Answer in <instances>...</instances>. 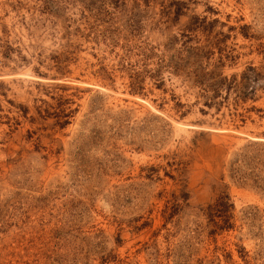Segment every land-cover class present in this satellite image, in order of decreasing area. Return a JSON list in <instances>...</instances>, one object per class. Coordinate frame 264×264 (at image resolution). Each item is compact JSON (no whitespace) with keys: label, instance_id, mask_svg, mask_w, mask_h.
I'll return each instance as SVG.
<instances>
[{"label":"rangeland","instance_id":"obj_1","mask_svg":"<svg viewBox=\"0 0 264 264\" xmlns=\"http://www.w3.org/2000/svg\"><path fill=\"white\" fill-rule=\"evenodd\" d=\"M250 67L264 0H0V264H264Z\"/></svg>","mask_w":264,"mask_h":264},{"label":"trees","instance_id":"obj_2","mask_svg":"<svg viewBox=\"0 0 264 264\" xmlns=\"http://www.w3.org/2000/svg\"><path fill=\"white\" fill-rule=\"evenodd\" d=\"M198 54H196L197 56ZM207 74H204L199 77L198 79V83L203 84L205 83V78H206ZM264 77V75L261 72H258V70L254 67H250L248 69V71L246 73H244L241 77L240 80H238L237 76H232L231 78L228 77H224L221 78L219 81H217L216 83H211L210 85H207L208 88L212 89V91L214 92L213 95V99L214 98H218V97H223L225 99L229 98V95L231 94L232 91H236L239 92L240 95V99L241 100H247L248 96L250 94L254 93V88H252L251 91H249V86L251 82H257L258 80L262 79ZM201 79V80H200ZM206 84V83H205ZM222 90H224L227 93V96L222 95ZM176 202L173 204V213L174 212H179L181 205L177 200H175ZM219 201H225L223 206L225 207H229L232 208L234 207L233 204H230V196L229 195H222L216 204H214V206H210V210L212 212L216 211V212H220L218 210V207L221 206V204L219 203ZM218 224V223H217ZM219 226V224H218Z\"/></svg>","mask_w":264,"mask_h":264}]
</instances>
